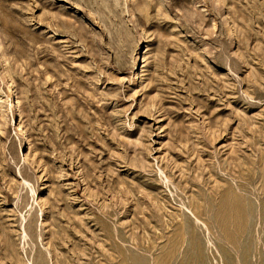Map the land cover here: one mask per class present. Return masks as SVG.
I'll list each match as a JSON object with an SVG mask.
<instances>
[{
  "label": "rangeland",
  "instance_id": "rangeland-1",
  "mask_svg": "<svg viewBox=\"0 0 264 264\" xmlns=\"http://www.w3.org/2000/svg\"><path fill=\"white\" fill-rule=\"evenodd\" d=\"M0 264H264V0H0Z\"/></svg>",
  "mask_w": 264,
  "mask_h": 264
},
{
  "label": "bare ground",
  "instance_id": "bare-ground-1",
  "mask_svg": "<svg viewBox=\"0 0 264 264\" xmlns=\"http://www.w3.org/2000/svg\"><path fill=\"white\" fill-rule=\"evenodd\" d=\"M212 87V86H211ZM206 91V90H205ZM219 94V93H218ZM220 100V99H219ZM54 206V205H53Z\"/></svg>",
  "mask_w": 264,
  "mask_h": 264
}]
</instances>
